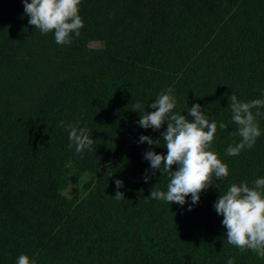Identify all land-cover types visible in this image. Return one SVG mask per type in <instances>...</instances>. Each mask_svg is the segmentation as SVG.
Returning <instances> with one entry per match:
<instances>
[{
    "label": "trees",
    "instance_id": "1",
    "mask_svg": "<svg viewBox=\"0 0 264 264\" xmlns=\"http://www.w3.org/2000/svg\"><path fill=\"white\" fill-rule=\"evenodd\" d=\"M79 15L80 36L62 46L28 24L22 0H0V264H264L227 242L213 207L232 184L264 178V108L253 148L226 155L241 140L232 92L264 99V0H81ZM169 88L174 112L191 121L199 104L217 122L209 150L229 168L196 205L149 199L157 184L167 190L166 175L144 182V153L167 154V124L140 127L134 105L153 112ZM68 124L90 130L92 151L69 149ZM83 172L90 181L62 196ZM117 179L125 200L110 198Z\"/></svg>",
    "mask_w": 264,
    "mask_h": 264
},
{
    "label": "clouds",
    "instance_id": "2",
    "mask_svg": "<svg viewBox=\"0 0 264 264\" xmlns=\"http://www.w3.org/2000/svg\"><path fill=\"white\" fill-rule=\"evenodd\" d=\"M28 24L42 34L52 32L58 45H71L74 38L81 34L84 24L79 15L81 0H22ZM155 111L146 112L140 103L134 105V111L140 113L138 125L144 129L160 131L167 124L166 131H162L166 155L157 154L154 150L144 153V159L150 163V170H146L144 182L147 183L152 175L159 172L161 176L168 177L167 190L159 189L158 184L151 190L149 199L178 204L183 207L187 197H191V204L199 203L201 194L213 187L214 178L222 180L229 176L228 166L221 162L214 151L209 150L217 133V122L210 121L205 114V109L199 104L188 108V116L174 112L177 99L172 94V89L158 94L155 102L151 103ZM231 120L237 125L238 135L241 140L229 145L226 155L238 156L245 149H252L261 130L257 117L262 115L259 109L264 108V99H254L251 102L238 100L235 93L229 99ZM253 109L256 111L253 112ZM59 127H65L61 121ZM220 129L227 125L219 124ZM70 141L68 147L75 146L77 154L92 151L96 143L90 130L86 127L67 125ZM161 140L141 135L138 143H147L151 147H159ZM176 166V170H173ZM117 191L116 200H125L124 193L119 191L124 187L123 181L115 180ZM218 215L223 217L222 225L227 229V242L237 247L241 253L246 250L255 252L264 259V178H258L254 185L249 187L247 182L232 184L226 193L219 196L213 205ZM189 211L192 207L189 206ZM16 264H36L26 255H20ZM227 264H234L229 259Z\"/></svg>",
    "mask_w": 264,
    "mask_h": 264
},
{
    "label": "rangeland",
    "instance_id": "3",
    "mask_svg": "<svg viewBox=\"0 0 264 264\" xmlns=\"http://www.w3.org/2000/svg\"><path fill=\"white\" fill-rule=\"evenodd\" d=\"M91 175L87 172H83L78 176H68L66 185L60 190V194L66 198L78 194L81 188L90 181Z\"/></svg>",
    "mask_w": 264,
    "mask_h": 264
}]
</instances>
